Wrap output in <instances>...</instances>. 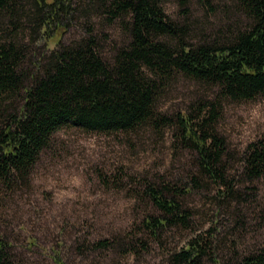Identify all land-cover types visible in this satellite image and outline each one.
I'll return each mask as SVG.
<instances>
[{
  "label": "trees",
  "instance_id": "trees-1",
  "mask_svg": "<svg viewBox=\"0 0 264 264\" xmlns=\"http://www.w3.org/2000/svg\"><path fill=\"white\" fill-rule=\"evenodd\" d=\"M167 1L0 0V194L28 184L62 130L125 136L172 130L182 148L193 152L196 170L181 187H144L157 213H148L142 226L157 241L165 229H190L192 209L182 199L215 187L218 207H225L233 229L222 239L217 227L193 234L170 256L172 264H201L223 249L235 250V239L245 240L234 226L247 222L244 214L254 202L248 191L255 190L248 186L264 178V137L235 158L216 128L224 101L264 97V0H229L227 9L240 22L212 37H191L188 0H179L181 22L167 16ZM200 1L206 14L215 12L214 0ZM93 16L123 35L109 57L103 31L90 23ZM80 20L83 34L64 42ZM179 80L195 82L210 95L179 113H165L159 103ZM92 247L109 250L111 244L99 240ZM16 252L0 236V264H22ZM50 252L54 264H64L57 249ZM235 254L230 263L264 264V241Z\"/></svg>",
  "mask_w": 264,
  "mask_h": 264
},
{
  "label": "rangeland",
  "instance_id": "rangeland-1",
  "mask_svg": "<svg viewBox=\"0 0 264 264\" xmlns=\"http://www.w3.org/2000/svg\"><path fill=\"white\" fill-rule=\"evenodd\" d=\"M200 3L188 0L189 22L195 25L191 37L202 32L212 37L240 22L227 9L229 0H214L213 14H206ZM164 11L170 19L182 21L179 0L167 1ZM84 22L80 20L82 28L71 29L64 42L80 37ZM102 22V17L90 20L98 32L103 31L99 35L109 57L113 47L122 44L123 35L116 27L103 28ZM208 95L195 82L179 80L159 105L165 113H179ZM221 108L217 132L237 158L249 143L264 137V97L224 101ZM194 164L193 152L182 148L172 130L163 134L143 130L134 136L62 130L40 156L28 184L14 193L0 194V236L17 251L22 264H54L52 248L60 252L64 264H172L171 254L180 252L193 234L217 227L222 239L233 229L229 213L218 207L215 187H211V192L194 190L182 199L192 209L190 229H165L158 241L145 232L143 219L157 212L144 195V187L152 182L181 187L189 183ZM248 187L255 190L248 191L254 202L244 214L247 222L234 226L237 236L245 235V240L235 239V250L223 249L201 264H233L230 257L235 253L240 256L264 241V178ZM30 239L35 241L32 246ZM99 240H108L110 249H94L93 243Z\"/></svg>",
  "mask_w": 264,
  "mask_h": 264
}]
</instances>
